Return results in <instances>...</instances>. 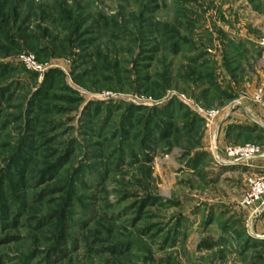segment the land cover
I'll list each match as a JSON object with an SVG mask.
<instances>
[{
  "label": "rangeland",
  "instance_id": "1",
  "mask_svg": "<svg viewBox=\"0 0 264 264\" xmlns=\"http://www.w3.org/2000/svg\"><path fill=\"white\" fill-rule=\"evenodd\" d=\"M262 38L264 0H0V264H264V157L214 156L264 154Z\"/></svg>",
  "mask_w": 264,
  "mask_h": 264
},
{
  "label": "built area",
  "instance_id": "2",
  "mask_svg": "<svg viewBox=\"0 0 264 264\" xmlns=\"http://www.w3.org/2000/svg\"><path fill=\"white\" fill-rule=\"evenodd\" d=\"M260 46L264 49V38L260 40ZM24 60L33 65V58L28 57ZM255 101L261 108L264 109V89L260 88L256 92ZM218 112L213 111L209 113L210 119H215ZM223 157L220 156L219 150L216 148L214 156L218 162H227L230 164L249 163L253 158L263 156L260 149L252 144L241 145L236 147H227L223 151ZM225 158V159H224ZM248 191L241 200V205L252 211V215L260 214L264 207V172L262 174H254L247 179Z\"/></svg>",
  "mask_w": 264,
  "mask_h": 264
},
{
  "label": "trees",
  "instance_id": "3",
  "mask_svg": "<svg viewBox=\"0 0 264 264\" xmlns=\"http://www.w3.org/2000/svg\"><path fill=\"white\" fill-rule=\"evenodd\" d=\"M63 217H64L65 219H67V220H70V218H68V215L66 214V212L63 213ZM15 225H17V224H15ZM60 237H61V238H59V244L65 245L69 238H68V237H65V235H64V231L62 232V234H61Z\"/></svg>",
  "mask_w": 264,
  "mask_h": 264
}]
</instances>
